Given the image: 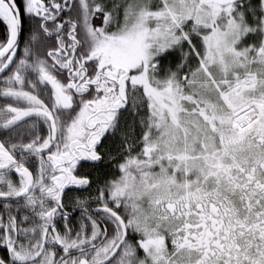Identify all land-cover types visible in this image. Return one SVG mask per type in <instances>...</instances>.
<instances>
[{
	"label": "snow or ice",
	"instance_id": "obj_1",
	"mask_svg": "<svg viewBox=\"0 0 264 264\" xmlns=\"http://www.w3.org/2000/svg\"><path fill=\"white\" fill-rule=\"evenodd\" d=\"M0 264H264V0H0Z\"/></svg>",
	"mask_w": 264,
	"mask_h": 264
}]
</instances>
